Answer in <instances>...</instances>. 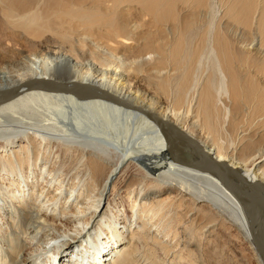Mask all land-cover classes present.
I'll return each mask as SVG.
<instances>
[{"label":"bare ground","instance_id":"obj_1","mask_svg":"<svg viewBox=\"0 0 264 264\" xmlns=\"http://www.w3.org/2000/svg\"><path fill=\"white\" fill-rule=\"evenodd\" d=\"M213 5L0 0V264H264V0Z\"/></svg>","mask_w":264,"mask_h":264},{"label":"rangeland","instance_id":"obj_2","mask_svg":"<svg viewBox=\"0 0 264 264\" xmlns=\"http://www.w3.org/2000/svg\"><path fill=\"white\" fill-rule=\"evenodd\" d=\"M213 2H214V5H213L214 11H213L212 15L216 14V18H215V26H216L218 24V20H219L220 15H221L220 14L221 8H219L220 7V0H213ZM216 12H218V13H216ZM205 62L206 61H204V64H203V67H204L203 70L209 71V68H211V66H210L211 61L206 62V63ZM156 67H158V65H156ZM169 101H172V97H169ZM222 101L224 102L225 100H222ZM226 104L223 105L221 102L220 103V110L216 114H214L215 117L213 120V124H214L213 130L207 131L205 128H203L204 121H203V119H201V126L197 129V131H195L197 134H199L200 137H203V135H208L210 137L209 142H211V139L213 142H216V143L219 141H222V148L218 149L222 153H224L226 151V149L229 146H232L233 144H235L236 147H238L240 145L239 144V136L237 137V135H235L230 130V128L228 126V120L231 117L232 113H231L230 103L226 102ZM165 105H166L165 106L166 109H174L175 108L171 104L168 105V103ZM251 126L249 127L246 125V127H247L246 128L247 130H245L246 136L247 137L252 136L254 139L258 140L259 139L258 137L260 135L259 136L255 135L257 125L251 124ZM185 127L188 131L192 130V128L189 127V124H186ZM248 127H249V130H248ZM205 137H207V136H205ZM124 141H122L120 143V145L123 144V152L122 153L125 156L132 154L135 146L137 145L136 144L137 140L136 141L130 140L128 137L126 139V141L125 142ZM185 222H187V221H185ZM233 232H235V231H233L231 229L227 230L226 227L225 228L221 227V230H217V233L215 235H213L211 238H209V241H206V239H204L203 246H207V245L212 246L213 244H215L218 246L219 255L221 252L223 254H225V256L229 255L228 256L229 258H227V260H225L226 262L223 261L222 264H257L256 259L254 258V253L249 248V245L247 244V242H242L243 240L241 239V237H239V235L236 232L235 233H233ZM235 234H236V236H235ZM201 237H202V235H201ZM76 246H77V244H76ZM76 246L74 248H76Z\"/></svg>","mask_w":264,"mask_h":264},{"label":"water","instance_id":"obj_3","mask_svg":"<svg viewBox=\"0 0 264 264\" xmlns=\"http://www.w3.org/2000/svg\"><path fill=\"white\" fill-rule=\"evenodd\" d=\"M221 178H222V180H223V182L225 183V184H228L232 189L233 188H236V185L234 184V183H232V182H230V181H226L225 180V178H223V176L221 175ZM257 201V200H256ZM257 202H259V201H257ZM262 203V202H261ZM263 205H264V203H262ZM261 258H262V260L264 261V253L263 254H261Z\"/></svg>","mask_w":264,"mask_h":264}]
</instances>
